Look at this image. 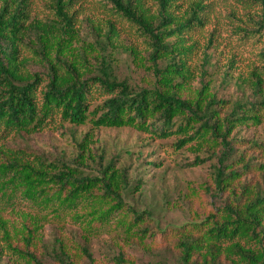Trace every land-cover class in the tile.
<instances>
[{
    "label": "trees",
    "instance_id": "trees-1",
    "mask_svg": "<svg viewBox=\"0 0 264 264\" xmlns=\"http://www.w3.org/2000/svg\"><path fill=\"white\" fill-rule=\"evenodd\" d=\"M48 1L54 18L41 20L31 17L30 0H0V264H100L91 242L101 235L146 254L171 248L172 264H264V140L237 136L243 127L264 128V67L235 79L241 98L220 99L211 86L215 64L204 55L207 69L201 67L194 88L188 44L211 4L193 1L181 11L189 0H154L153 10L144 0H106L148 47L125 48L152 77L145 87L132 86L112 69L108 47L118 32L111 22L104 33L93 26L83 37L70 12L74 0ZM234 1L249 12L234 35L262 44L264 63V0ZM232 79L222 74L226 85ZM57 119L90 125L68 161L7 142L26 141ZM100 129L176 137L177 149L194 144L210 151L216 165L205 193L219 206L181 225L158 226L152 210L127 202L141 180L132 188L130 168L98 152ZM201 194L190 187L184 198L202 201ZM18 208L26 216L16 227L7 213ZM44 225L55 228L50 242L43 241ZM66 225L79 230L80 241ZM121 254L114 264H134Z\"/></svg>",
    "mask_w": 264,
    "mask_h": 264
},
{
    "label": "rangeland",
    "instance_id": "rangeland-1",
    "mask_svg": "<svg viewBox=\"0 0 264 264\" xmlns=\"http://www.w3.org/2000/svg\"><path fill=\"white\" fill-rule=\"evenodd\" d=\"M193 1L198 0L183 3L181 11H185ZM201 1L206 5L211 4V8L204 16V26L196 27L190 35L188 45L194 47L186 58V64L194 75L195 81L192 85L199 88V70L201 67L207 69L203 59L206 55L211 58L210 62L215 64L212 92L220 99L241 98L242 91L234 84L235 79L239 75L246 77L254 67H264L258 55L262 44L243 42L234 35L235 28L241 22L245 24L249 12L234 0ZM144 2L155 10L154 0ZM49 6L48 0H30L28 11L33 18L53 19L54 11L50 10ZM70 12L76 19L75 28L81 31L83 37L92 35L93 26L100 28L103 33L106 31L107 22H111L115 27L118 35L108 47V52L112 54V69L119 80H126L132 86L140 87L152 82V77L135 67L132 57L125 49L133 47L144 53L148 49L144 38L138 35L135 28L120 20L106 0H74ZM225 71L233 77L229 85L221 81ZM249 94V90H246L245 95ZM89 128V124L75 127L58 122L57 119L54 124L26 141L10 136L7 142L13 146H29L39 153L68 161L77 153L75 143L80 141ZM237 136L246 140H264V128L243 127ZM176 142V137L162 140L154 135L129 129H100L96 134L95 148L98 152L104 150L106 160L112 158L115 159L116 165L130 168L132 188L136 186V181L141 180L140 190L132 193L127 202L138 210H152V216L157 219L160 227L181 225L193 218H202L210 209L217 208L220 204L217 197L207 196L205 193L213 184L215 157L210 151L199 149L194 144L177 149ZM151 161L155 162L156 166L147 167ZM200 161L203 162L198 164ZM190 187L202 193V201L185 200ZM25 211L24 208H18L13 214L7 213L8 219L17 227L25 218ZM41 231L44 242H50L55 235V228L51 225H44ZM64 231L80 241V232L75 227L66 225ZM113 237L101 235L92 240L91 252L96 262L114 264L112 258L121 253L126 261L128 258L133 259L134 264H172L175 260L176 253L171 248L166 251L152 249L151 253L146 254L139 248H124Z\"/></svg>",
    "mask_w": 264,
    "mask_h": 264
}]
</instances>
